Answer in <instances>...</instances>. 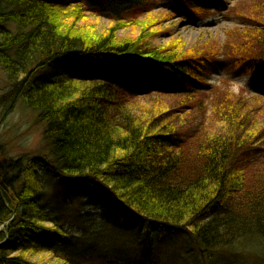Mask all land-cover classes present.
Wrapping results in <instances>:
<instances>
[{
	"label": "trees",
	"instance_id": "obj_1",
	"mask_svg": "<svg viewBox=\"0 0 264 264\" xmlns=\"http://www.w3.org/2000/svg\"><path fill=\"white\" fill-rule=\"evenodd\" d=\"M165 1L176 3L177 15L159 10ZM205 10L194 0H0V68L11 84L0 100L3 115L21 101L43 126L44 142L40 154L14 158L0 140V264H36L30 255L58 251L82 264L103 253L52 221L41 200L42 167L80 197L100 195L117 227L141 231L147 258L148 229L159 239L187 235L204 264H218L216 252L232 253L246 240L264 245L261 94H237L228 79L206 91L133 88L151 79L184 86L219 62L249 80L264 77V0L232 7L244 26L227 30L221 46H189L164 26L179 13L190 18ZM88 13L110 26L99 31L86 23ZM129 27L133 36L117 34ZM74 59L95 65L44 73ZM209 108L215 124L189 134L182 115L205 116ZM109 246L116 254L113 240Z\"/></svg>",
	"mask_w": 264,
	"mask_h": 264
},
{
	"label": "rangeland",
	"instance_id": "obj_2",
	"mask_svg": "<svg viewBox=\"0 0 264 264\" xmlns=\"http://www.w3.org/2000/svg\"><path fill=\"white\" fill-rule=\"evenodd\" d=\"M239 1L194 0V4L207 9L203 16L189 18L179 13L175 19H171L164 26H167L170 35L180 37L189 46L201 41L218 43L221 46L227 39V30L244 26L232 14L231 10ZM176 7L178 6L175 2L165 1L159 10L162 12L169 10L176 14ZM88 16L86 23L95 26L99 31H103L111 24L110 20L104 16H94L91 13H88ZM135 30V27L123 28L117 34L120 37H129L135 34ZM169 40L170 38L167 36L158 39L159 44H165ZM82 60L84 59L68 60L66 63L45 70L44 73H65L70 68L73 73H76L80 70L85 71L87 65L88 67L95 65L93 61L81 62ZM233 68L230 62L211 65L206 68L205 79L192 80L189 84L180 87H173L159 79H151L138 82L133 88L138 93L145 94L153 89H162L172 93L189 90L206 91L221 84L222 80L228 79L235 93L238 94L244 89L246 93L261 94L264 100V77L252 81L248 76H242L235 72ZM118 73L120 72L118 71ZM116 76L119 74L116 73ZM10 89L11 84L5 72L0 68V100ZM172 101L175 100L172 99ZM141 103L146 102L141 101ZM3 109L0 105V140L6 145L8 154L14 158L22 155L33 157L40 154L44 147L43 126L36 123L35 116L25 108L21 101L16 109L5 117ZM195 116L196 114L193 113L182 115L188 125L186 130L191 135L195 134L200 126L210 127L216 122L212 108L211 110L209 108L205 116L203 114ZM39 177L44 186L41 200L50 210L52 221L63 226L68 233L80 238L85 237L88 241H95L103 247H100L103 250L100 258L93 259L89 256L82 264H136L141 260L145 264H204L198 253L197 244L187 235L166 233L159 239L158 231L153 229H148L150 237L153 239V251L147 258V247L143 243L145 239L141 235V231L117 227L107 217L103 198L100 195L98 197H80L74 189H64L65 187L54 182L56 180L51 181L43 167L39 171ZM143 231H145L144 228ZM148 231L146 230V232ZM112 240L118 249L116 254L114 249L109 248ZM80 244L85 246L84 241L80 240ZM123 247H125V254L121 252ZM216 253V257L221 259L218 264H264V245L260 240H246L232 253ZM68 255V251L43 252L32 254L29 258L36 264H72L73 261L66 259Z\"/></svg>",
	"mask_w": 264,
	"mask_h": 264
}]
</instances>
